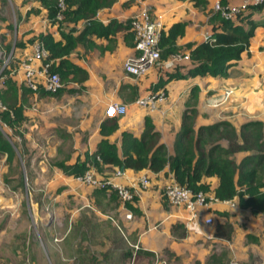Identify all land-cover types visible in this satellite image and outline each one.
<instances>
[{
	"label": "crops",
	"instance_id": "1",
	"mask_svg": "<svg viewBox=\"0 0 264 264\" xmlns=\"http://www.w3.org/2000/svg\"><path fill=\"white\" fill-rule=\"evenodd\" d=\"M1 1L7 5L6 10L9 9V13L1 17L5 21L2 29L14 27V39L8 42L1 41L0 54L5 49L6 43L11 44L10 51L13 52L16 43L23 42V45L18 44L15 48L19 62L31 53L32 43L40 34L49 32L55 39L62 38L58 24L50 20L47 8L39 0H27L25 3L19 0ZM217 1L219 0H204V2L202 0L198 2L196 0H116L112 5L100 8L95 19L103 24L109 23L111 19L126 24L134 13L147 4L166 32L175 22L186 23L183 34L177 39V45L180 52L189 53V48L185 45L187 42L204 41L206 34L213 33V24L217 20L210 18L217 12L214 8ZM228 3L236 5L239 0H228ZM250 18L256 22V25L248 47L240 58L232 61L226 74H196L168 80L160 88L166 92L167 97L161 100L157 109L153 111L136 105L134 103L136 97L149 91L159 90L154 86L160 78L166 77L167 71L179 69L186 72L192 61L169 68L165 64V58L162 59L161 64L151 67L145 74L136 77L126 73L123 68L125 59L135 52L130 23L126 27L117 29L115 33H110L109 36L89 34L87 36L89 42L78 43L68 55L71 61L85 68L89 76L82 84L71 81L72 85L68 88L79 89L68 92L78 93L69 94L72 99H69L68 106H65L67 108L61 110L64 115L77 113L73 116L76 123L68 124L70 120L68 118L67 124L62 122L60 125L64 130L60 133V140L65 141L69 138L75 140L71 151L63 158L65 162L73 163L77 159H83L86 153L96 150L102 138L99 131L100 124L107 117L104 114L105 106L114 100L123 102L128 107L126 114L118 116V129L108 136L111 141L116 142L119 154L122 153V132L130 131L137 137L141 136L146 115L150 116L155 129L160 133V142L166 145L169 153L174 152V141L181 128L183 114L186 112L195 129L201 125L228 121L239 130L243 124L261 121L264 134V7L254 9ZM22 25H26L27 29L30 28V34L24 35L22 40H16L18 26ZM86 25L88 21L84 19L76 22L64 19L61 22L63 30L74 28V34ZM4 30L1 31L4 34L1 39L5 40L8 31L4 32ZM11 77L19 87L24 85L22 69L12 73ZM225 88H231L232 93L226 100L216 103L221 99ZM42 90L44 91L42 88L32 90L33 93L30 95L34 97L60 95H40L39 92ZM73 102L80 103L82 108L75 111L77 106ZM223 140L226 142L225 139ZM249 152L236 153V160L239 161ZM57 168L58 176L63 181H55L57 183L55 185H65L70 187L71 191H77L78 201L83 208L91 205L100 213L101 205H109L112 201V196L107 192H95L97 188L78 182L73 175ZM117 168L119 167L115 165L107 166L102 174L110 175ZM171 175L168 166L158 172L147 168H124L115 179L134 190L136 198L131 203L138 208V212H133L127 206L122 207L119 201L116 218L123 228L115 226L118 231L115 229L113 235L114 238L122 236L124 242L119 241L117 245L114 241L105 244L100 248L99 254L95 255L91 254L84 245L81 264L88 262L93 264V259L94 264H124L127 254L123 253V250L129 249L124 235L128 237L130 234L133 236L132 239L130 238L131 241H139L142 246L137 264H153L156 256L164 259L166 264H195L196 261L205 264L208 256L218 255L222 250L232 258L243 262L250 260L251 255L264 259V213L253 214L250 209L238 206L234 198L236 205L212 202L208 207L201 208L198 217L194 219L183 206L174 205L165 199L164 188ZM142 177H147V185L141 183ZM204 180L210 185L208 193L214 194L218 177L207 176ZM127 210L132 213L130 218L124 215ZM223 212L225 214H222ZM208 215L213 217V223L204 222V218ZM83 218L86 219L84 223L89 227L91 224L89 219ZM226 219L234 225V233L230 239L214 235L216 222ZM175 224L183 225L184 236L179 235L181 228L172 229ZM91 232H94V229ZM247 233L257 237V240L248 239ZM53 246L54 244L51 243L50 247L55 249Z\"/></svg>",
	"mask_w": 264,
	"mask_h": 264
},
{
	"label": "trees",
	"instance_id": "2",
	"mask_svg": "<svg viewBox=\"0 0 264 264\" xmlns=\"http://www.w3.org/2000/svg\"><path fill=\"white\" fill-rule=\"evenodd\" d=\"M39 1L47 8L50 20L58 24L62 37L55 39L49 32L38 36V39L48 50L46 61L53 60L49 69L57 71L62 81L82 84L89 76L88 71L68 58L70 52L78 43L89 42L87 37L89 34L109 36L110 33H115L117 29L129 25V22L123 24L111 19L109 23L103 24L95 19L100 8L110 6L116 0H66L65 20L76 22L84 19L88 21V25L74 34V28L65 31L61 26L62 20L56 19L58 0ZM198 1L201 0H196V2ZM202 1L204 2V0ZM219 2L226 4L228 0H219ZM258 7H264V4H250L246 9L238 12L234 19L225 18L221 16L220 12H215L210 18L217 20L213 24L215 39L198 43L187 42L185 45L189 48L192 65L188 67L186 72L179 69L167 71L166 77L160 78L154 88H162L165 82L173 78H183L196 74H226L232 61L240 58L242 52L248 47L256 25V22L250 18V14ZM246 23L247 25H245ZM185 24L184 21H178L172 24L167 32L162 31L159 42L162 59L179 51L177 39L183 34ZM16 44L23 45V42ZM10 47L11 44L6 43L1 55L8 54L11 50ZM2 61L0 57V66ZM1 77L0 101L5 105V109L0 111V119L21 135L18 129L25 119V101L33 91L25 85L19 87L7 72L6 67L2 69ZM78 89L68 88V91L74 92ZM60 91L61 88L55 92L42 90L39 94L57 95ZM189 117L187 112L183 114L181 128L174 141L173 153H169L166 145L160 142V133L155 129L150 116L146 115L145 127L141 136L137 137L130 131L124 130L122 132V153L119 154L116 142L108 138L112 132L118 129L119 119L117 116H107L100 124L99 131L102 138L94 152L86 153L83 159H77L73 163L59 161L56 165L64 173L73 176L83 173L89 167H94L102 174L107 166L112 165L118 166L119 169L121 167L147 168L154 172L168 166L177 182L194 191H208L210 185L204 178L214 175L218 177V183L214 189L216 197L220 199L235 198L238 206L250 209L253 214L264 213L263 123L261 121L248 122L237 130L230 122L219 121L201 125L195 129ZM223 139L226 140V145L223 144ZM240 151L250 152L237 161L235 154ZM0 153L5 154L8 161H11L15 155L12 142L1 129ZM98 191L107 192L102 188H97L95 192ZM108 194L113 195V197L116 196L115 192ZM135 198L134 196V200ZM126 206L133 212H138V208L131 202H127ZM182 227V224H175L172 229L181 228L179 235L184 236L185 228ZM233 233L234 225L230 220L216 222L215 236L230 239ZM246 237L254 241L257 240V237L250 233H247ZM119 241L124 242L122 237L114 239L116 245ZM123 253L127 254V258L130 256L129 249L123 250ZM210 259L218 261L221 258L212 254ZM195 264H200V262L196 261Z\"/></svg>",
	"mask_w": 264,
	"mask_h": 264
},
{
	"label": "rangeland",
	"instance_id": "3",
	"mask_svg": "<svg viewBox=\"0 0 264 264\" xmlns=\"http://www.w3.org/2000/svg\"><path fill=\"white\" fill-rule=\"evenodd\" d=\"M19 1L25 3L27 0ZM6 6L0 0V50L2 40L8 42L14 39V27L2 29L5 21L1 17L9 13ZM25 27L18 26L16 40L30 34V28ZM3 30L8 31L5 40L1 39ZM15 48L9 52V60V53L4 56L0 54L2 65L8 60L5 66L7 72L18 65ZM70 85L71 81L61 80L59 96H28L25 119L18 129L21 135L14 128L2 130L12 142L15 155L8 161L6 155L0 153V264H81L84 245L95 255L99 254L101 247L113 243L115 239L113 231L118 229L111 217L118 221L116 216L120 200L117 195L113 197L110 194L112 201L109 205H101L100 214L91 205L83 208L78 201L77 191H71L65 185H55V181H63L58 176L56 163L65 161L63 158L75 142L73 138L60 140V133L64 131L60 126L62 122L67 124L66 119L69 118L68 124L76 123L73 116L77 113H61L72 99L68 92ZM73 103L77 106L75 111L82 108L80 103ZM223 144L226 145V142ZM83 217H87L95 228L91 224L89 228ZM118 224L123 228L119 221ZM93 229L94 232H91ZM132 237L130 234L127 239L131 241ZM51 243L55 249L50 247ZM218 256L221 258L218 261L208 256L205 264H235V260L238 264H264L260 256L251 255L250 260L244 262L232 258L224 250Z\"/></svg>",
	"mask_w": 264,
	"mask_h": 264
},
{
	"label": "built area",
	"instance_id": "4",
	"mask_svg": "<svg viewBox=\"0 0 264 264\" xmlns=\"http://www.w3.org/2000/svg\"><path fill=\"white\" fill-rule=\"evenodd\" d=\"M250 4H264V0H239V3L236 5H231L230 3L221 4L217 1L214 4V8L216 11L220 12L221 16L234 19L238 12L246 9ZM57 7L58 11L56 12V19L63 20L64 10L67 7L66 0H58ZM129 23L135 52L125 59L123 68L126 73L138 77L145 74L151 67L162 62L159 42L163 27L160 20L153 16L151 7L147 4L131 16ZM214 39L212 32L205 35V40L207 41H213ZM10 55L11 53L7 56L8 60ZM47 56L48 50L40 39H36L32 43L31 53L21 59L18 62L17 67H14L9 71V75L22 69V82L25 86L35 91L42 88L49 92H55L61 87V79L57 71L49 69L53 60L49 59L46 61ZM189 60L191 61L189 53L178 51L167 57L165 64L169 68H175L177 65ZM7 62L5 61L2 65L0 77L1 71L6 66ZM231 93V88H225L221 99L216 101V103H221L226 100ZM166 97V92L163 89H159L137 96L134 103L140 107L148 109L149 111H153L157 109L159 102ZM127 108V105L123 102L115 100L110 101L105 106L104 114L106 116H122L126 114ZM3 109H5V105L0 101V111ZM3 128L12 130L0 119V129L3 130ZM120 173L121 170L117 168L112 174L104 175L94 167H89L84 170L83 173L75 175L74 178L78 182L84 183L93 188H102L108 193L115 192L123 205L122 207H126L127 202H133L135 192L130 186L115 179ZM141 183L147 185V177H142ZM164 197L168 202L174 205L183 206L194 219L198 217V212L201 208L208 207L212 202H220L231 206L236 205L234 198L220 199L214 194H209L208 191H194L186 185L177 182L172 175L169 182L165 185ZM124 215L126 218H130L132 213L127 210ZM111 219L114 220L119 227L118 222L113 217H111ZM204 222L213 223V217L208 215L204 218ZM124 237L127 240L130 250V256L127 258L125 264H137L139 251L142 249V246L139 241H130L127 239L126 235H124ZM234 262L235 264H238V261L235 260ZM153 264H166V261L156 256Z\"/></svg>",
	"mask_w": 264,
	"mask_h": 264
},
{
	"label": "water",
	"instance_id": "5",
	"mask_svg": "<svg viewBox=\"0 0 264 264\" xmlns=\"http://www.w3.org/2000/svg\"><path fill=\"white\" fill-rule=\"evenodd\" d=\"M123 169H124V167H121V169H120V170H121V171H123Z\"/></svg>",
	"mask_w": 264,
	"mask_h": 264
}]
</instances>
